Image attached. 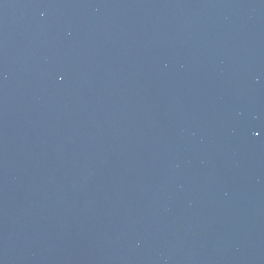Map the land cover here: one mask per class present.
<instances>
[{
	"label": "water",
	"instance_id": "obj_1",
	"mask_svg": "<svg viewBox=\"0 0 264 264\" xmlns=\"http://www.w3.org/2000/svg\"><path fill=\"white\" fill-rule=\"evenodd\" d=\"M0 264H264V0H0Z\"/></svg>",
	"mask_w": 264,
	"mask_h": 264
}]
</instances>
